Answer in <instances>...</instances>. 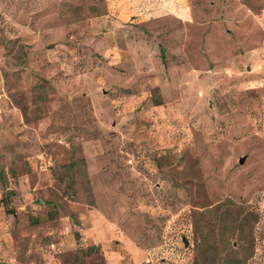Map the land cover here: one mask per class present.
<instances>
[{
  "label": "rangeland",
  "instance_id": "1",
  "mask_svg": "<svg viewBox=\"0 0 264 264\" xmlns=\"http://www.w3.org/2000/svg\"><path fill=\"white\" fill-rule=\"evenodd\" d=\"M184 1L0 0V264H264V0Z\"/></svg>",
  "mask_w": 264,
  "mask_h": 264
},
{
  "label": "crops",
  "instance_id": "2",
  "mask_svg": "<svg viewBox=\"0 0 264 264\" xmlns=\"http://www.w3.org/2000/svg\"><path fill=\"white\" fill-rule=\"evenodd\" d=\"M112 5L113 12L117 14L114 22L116 27L121 25L129 27V21H143L146 17L154 15L158 16L161 21L172 20L180 24L194 20L197 16V12L192 11L184 0H133V6L127 7L126 12H123L121 5L117 2ZM132 13L137 16H130Z\"/></svg>",
  "mask_w": 264,
  "mask_h": 264
},
{
  "label": "trees",
  "instance_id": "3",
  "mask_svg": "<svg viewBox=\"0 0 264 264\" xmlns=\"http://www.w3.org/2000/svg\"><path fill=\"white\" fill-rule=\"evenodd\" d=\"M215 251L213 246H208L207 248L199 249V259L197 260L196 264H207L209 261V255Z\"/></svg>",
  "mask_w": 264,
  "mask_h": 264
},
{
  "label": "built area",
  "instance_id": "4",
  "mask_svg": "<svg viewBox=\"0 0 264 264\" xmlns=\"http://www.w3.org/2000/svg\"><path fill=\"white\" fill-rule=\"evenodd\" d=\"M264 84H260V86H263Z\"/></svg>",
  "mask_w": 264,
  "mask_h": 264
},
{
  "label": "water",
  "instance_id": "5",
  "mask_svg": "<svg viewBox=\"0 0 264 264\" xmlns=\"http://www.w3.org/2000/svg\"><path fill=\"white\" fill-rule=\"evenodd\" d=\"M241 162H243V160Z\"/></svg>",
  "mask_w": 264,
  "mask_h": 264
}]
</instances>
